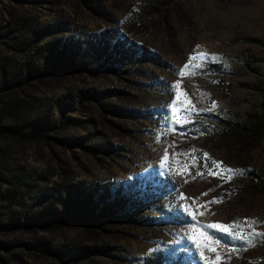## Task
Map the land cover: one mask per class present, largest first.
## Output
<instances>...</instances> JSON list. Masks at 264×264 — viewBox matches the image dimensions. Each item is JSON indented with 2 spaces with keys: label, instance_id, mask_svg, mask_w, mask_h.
<instances>
[{
  "label": "rangeland",
  "instance_id": "rangeland-1",
  "mask_svg": "<svg viewBox=\"0 0 264 264\" xmlns=\"http://www.w3.org/2000/svg\"><path fill=\"white\" fill-rule=\"evenodd\" d=\"M1 70L0 264H264V0H0Z\"/></svg>",
  "mask_w": 264,
  "mask_h": 264
},
{
  "label": "trees",
  "instance_id": "trees-1",
  "mask_svg": "<svg viewBox=\"0 0 264 264\" xmlns=\"http://www.w3.org/2000/svg\"><path fill=\"white\" fill-rule=\"evenodd\" d=\"M4 75H5V71L1 70L0 77H3ZM248 129H251L253 131L254 134L253 142L258 138V136L262 138L264 141V95L262 96L261 113L259 120L256 123H253L249 128L246 125H239V124H236L231 128V130L236 132V134H240ZM24 134H27V132H25L23 129L19 128L18 126H13L11 124L0 125V139L22 138ZM89 221L86 222L89 223Z\"/></svg>",
  "mask_w": 264,
  "mask_h": 264
},
{
  "label": "snow or ice",
  "instance_id": "snow-or-ice-1",
  "mask_svg": "<svg viewBox=\"0 0 264 264\" xmlns=\"http://www.w3.org/2000/svg\"><path fill=\"white\" fill-rule=\"evenodd\" d=\"M185 67H189V65L186 64ZM212 107L213 108L216 107V103L215 102H213ZM205 155L207 156V154H205ZM213 163L214 164H222V162H213ZM228 171H233V170L229 169ZM213 174H216V173H213ZM205 195H206V193H205ZM213 202H215V200L208 201L206 203H213ZM247 221H248V218H245V222H247ZM211 227L215 228V229H219L222 234H228V226L217 224V225H211ZM251 235L253 237H264V233L253 232ZM233 238H235V237H233ZM248 242H250V240ZM217 259H219V257H217Z\"/></svg>",
  "mask_w": 264,
  "mask_h": 264
}]
</instances>
